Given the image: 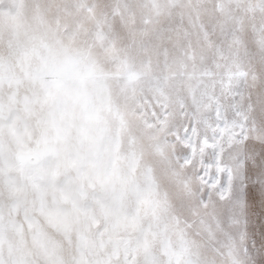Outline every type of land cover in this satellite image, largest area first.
<instances>
[{"label":"snow or ice","instance_id":"snow-or-ice-1","mask_svg":"<svg viewBox=\"0 0 264 264\" xmlns=\"http://www.w3.org/2000/svg\"><path fill=\"white\" fill-rule=\"evenodd\" d=\"M0 264H264V0H0Z\"/></svg>","mask_w":264,"mask_h":264}]
</instances>
